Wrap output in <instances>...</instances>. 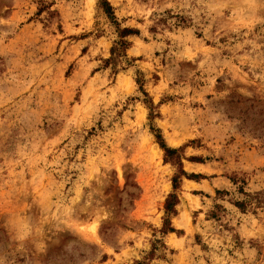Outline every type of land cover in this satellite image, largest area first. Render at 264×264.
Masks as SVG:
<instances>
[{
  "label": "rangeland",
  "instance_id": "rangeland-1",
  "mask_svg": "<svg viewBox=\"0 0 264 264\" xmlns=\"http://www.w3.org/2000/svg\"><path fill=\"white\" fill-rule=\"evenodd\" d=\"M101 1L0 0V264H264V0Z\"/></svg>",
  "mask_w": 264,
  "mask_h": 264
},
{
  "label": "trees",
  "instance_id": "trees-1",
  "mask_svg": "<svg viewBox=\"0 0 264 264\" xmlns=\"http://www.w3.org/2000/svg\"><path fill=\"white\" fill-rule=\"evenodd\" d=\"M100 7L104 11V13L107 15V17L114 22L113 12L110 4L106 0H102L100 3ZM137 32L124 28V29H118V41L115 42V45L111 48L110 54L111 58L108 60H105V65H109L110 62L115 61L116 59H120L125 57V51L127 49L128 43L125 41V38L131 35H136ZM137 84L139 86V90L142 92V94L145 96V98H148L147 94L143 90L142 84L137 81ZM144 103L148 106V109L150 111V119H152L153 113H152V103L148 101V99L144 100ZM152 132H154V136L157 142V145L159 148L163 151L165 158L169 163H171L172 166L176 168V173L173 175L171 179V185H172V192L166 197L164 201V220L162 224V228L160 230V233L166 234L167 232H174V230L171 228L170 225V219L176 215L175 207L178 204V191L180 190L182 179L187 180H193L198 181L201 179H205L206 177L199 175V174H188L183 170L182 166V158L180 155L181 148H170L166 145L164 142L162 136L157 130L151 129ZM231 182L235 184V179H231ZM240 192L249 198L248 201H241L234 203L235 206L240 209L241 211H244L247 206H250L251 203V196L248 193H244L242 189H240ZM217 194L221 193L219 191H216ZM155 249V248H154ZM135 264H146L143 261H137Z\"/></svg>",
  "mask_w": 264,
  "mask_h": 264
}]
</instances>
